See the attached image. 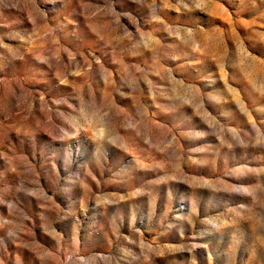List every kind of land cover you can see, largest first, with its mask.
<instances>
[{"label":"rangeland","instance_id":"rangeland-1","mask_svg":"<svg viewBox=\"0 0 264 264\" xmlns=\"http://www.w3.org/2000/svg\"><path fill=\"white\" fill-rule=\"evenodd\" d=\"M0 264H264V0H0Z\"/></svg>","mask_w":264,"mask_h":264}]
</instances>
